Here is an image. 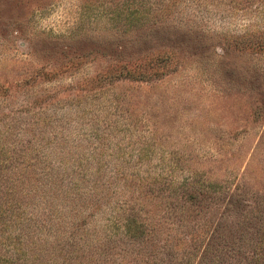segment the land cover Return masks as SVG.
I'll list each match as a JSON object with an SVG mask.
<instances>
[{
  "label": "rangeland",
  "instance_id": "1",
  "mask_svg": "<svg viewBox=\"0 0 264 264\" xmlns=\"http://www.w3.org/2000/svg\"><path fill=\"white\" fill-rule=\"evenodd\" d=\"M194 187L264 234V0H0V261L144 263Z\"/></svg>",
  "mask_w": 264,
  "mask_h": 264
},
{
  "label": "trees",
  "instance_id": "2",
  "mask_svg": "<svg viewBox=\"0 0 264 264\" xmlns=\"http://www.w3.org/2000/svg\"><path fill=\"white\" fill-rule=\"evenodd\" d=\"M125 68L134 70L128 71L126 75L133 80H153L159 76L157 74L159 67L152 58L148 63L133 59L128 61ZM189 192L186 201L174 202L176 204L174 208L179 209L178 212L174 211V208H171L173 212L168 210L170 217H173V214L180 215L179 212L183 215L188 214V217L174 218L172 223L175 226L172 228L175 230L170 228L167 233L164 231L165 236L162 228H169L167 220L146 225L137 221L135 213L128 216L125 231L129 242L140 243L139 240L144 238L151 240L152 245V242L157 240L153 254L145 251L141 255L142 258L146 257L147 261L140 263L138 260V264H264V234H261L260 229L263 227L261 222H256L255 226L258 230L254 232L251 226L253 218H248L250 221L248 224L247 214L243 217L238 213L235 201H227L219 219L215 222L212 219L211 207L214 201H203V197L207 196L208 192L195 187ZM217 203L219 201L214 204ZM245 207L249 212H254L250 211L252 204L247 203ZM255 211L261 212L260 209ZM259 215L256 218L260 219ZM242 229L244 232L240 233ZM175 238L178 239V243L187 242L185 249H181L177 255H172L171 244L177 242ZM246 247L253 248L247 250ZM0 264H10V262L3 257Z\"/></svg>",
  "mask_w": 264,
  "mask_h": 264
}]
</instances>
